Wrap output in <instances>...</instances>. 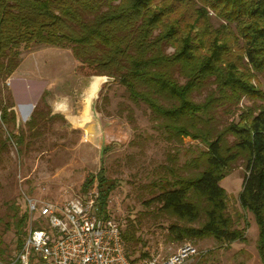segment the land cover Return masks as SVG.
I'll use <instances>...</instances> for the list:
<instances>
[{
  "label": "trees",
  "instance_id": "trees-1",
  "mask_svg": "<svg viewBox=\"0 0 264 264\" xmlns=\"http://www.w3.org/2000/svg\"><path fill=\"white\" fill-rule=\"evenodd\" d=\"M209 11L223 22L221 29L212 27ZM42 47L72 50L82 74L116 79L133 103L148 107L170 137H191L207 145L190 162L196 165L195 176H175L151 200L161 212L200 224L172 225L173 241L212 236L230 245L245 239V230L235 228L221 185L232 162L244 154L247 175L240 203L259 226L264 264V107L233 111L244 98L264 102V85L253 84L255 74L264 75V0H0V120L7 127L18 122L10 98L9 105L5 101L8 81L25 56ZM205 92L204 102L194 100ZM221 109L228 118L239 119L218 126ZM43 117L33 116L30 127ZM15 137L18 145L24 144L21 136ZM105 173L103 169L88 183H108ZM112 189L100 190L102 213ZM28 213L18 222L21 232ZM40 220L41 229L45 222ZM121 229L127 252L140 244L136 232ZM26 241L20 239L19 252ZM17 260L13 264H21ZM4 261L0 245V264ZM31 264L43 263L31 257Z\"/></svg>",
  "mask_w": 264,
  "mask_h": 264
},
{
  "label": "rangeland",
  "instance_id": "rangeland-1",
  "mask_svg": "<svg viewBox=\"0 0 264 264\" xmlns=\"http://www.w3.org/2000/svg\"><path fill=\"white\" fill-rule=\"evenodd\" d=\"M209 19L214 29L223 24L213 11H209ZM58 49L40 51L25 62L30 70L38 63L46 65L44 71L48 73L50 70L62 74L58 88L41 103L44 117L36 119L39 122L36 127L31 128V121L24 117L16 127L15 124L7 127L0 120V245L5 252L4 264H13L18 257L20 239L26 240L32 228L40 229L38 213L30 214L22 232L18 228L23 214L28 213L29 200L63 206L79 197L93 196L99 200L100 190L112 187L104 214L124 230L129 227V234L136 232L141 240L128 251L132 260L144 254L172 255L184 243L171 239L170 227L198 228L200 224H189L173 214L161 212L160 205L151 200L161 193L160 185L174 182L175 176H195L196 165L190 162L207 151V145L191 137H170L160 122L153 119L148 107L133 103L116 79L102 86L93 101L90 121H83L79 128L84 116L81 117V101L87 97V86L94 77L80 72V63L72 50ZM255 75L253 84L263 88L264 75ZM7 89L5 101L9 105ZM206 96L208 92L197 95L194 100L204 102ZM56 103H67L68 111L63 114L55 110ZM263 107V100L244 98L239 109L233 111H258ZM228 119L235 121L239 117L228 118L221 109L217 125L226 126ZM15 135L21 136L24 144L18 145ZM243 155L232 162L221 185L235 228L245 230V239L230 245L219 244L212 236L187 241L198 252L188 264H262L258 251L259 226L253 213L245 212L240 203L247 175V158ZM103 169L108 183L99 185L97 180L88 183ZM87 183L90 188L86 190Z\"/></svg>",
  "mask_w": 264,
  "mask_h": 264
},
{
  "label": "built area",
  "instance_id": "built-area-1",
  "mask_svg": "<svg viewBox=\"0 0 264 264\" xmlns=\"http://www.w3.org/2000/svg\"><path fill=\"white\" fill-rule=\"evenodd\" d=\"M98 201L79 197L59 206L29 200V213L40 214L46 227L30 230L17 261L31 264L35 257L43 264H188L198 255L196 246L187 242L167 257L158 253L131 260L121 225L100 211Z\"/></svg>",
  "mask_w": 264,
  "mask_h": 264
},
{
  "label": "crops",
  "instance_id": "crops-1",
  "mask_svg": "<svg viewBox=\"0 0 264 264\" xmlns=\"http://www.w3.org/2000/svg\"><path fill=\"white\" fill-rule=\"evenodd\" d=\"M54 50L57 51L59 49L55 47H42L28 53L25 56L20 68L8 81L7 87L9 91L10 102L13 106L11 110H13L16 113L18 124H20V122L24 118L25 120H29L30 122L33 118L32 116L33 115L35 116V114L38 111H40L41 113L44 112V110H40L41 103H43V101L46 102V96L49 95V93L54 92V90L58 88L60 84L58 83L59 76L62 75L50 70H48L50 72L48 73L46 72V70L44 71V68H46L47 66L38 63H36V66L32 70H30L28 69V67L25 66L26 65L25 62L31 59L40 51H54ZM95 80L96 79L94 78L91 82H89V86H87L88 89L85 93L87 97H85L81 101L82 102L81 117L82 115L84 116L80 120L82 121L84 120L85 122L86 120L88 122L90 121L89 119L90 112L92 111L91 110L92 107L90 106H93L92 101H94V99L97 97V94L95 96L93 94V87L95 84ZM65 104L56 103L55 105H57V108H55V110L63 111L62 113L64 114L69 109L68 104L67 105ZM81 125L82 122L79 121L78 127L81 128Z\"/></svg>",
  "mask_w": 264,
  "mask_h": 264
},
{
  "label": "water",
  "instance_id": "water-1",
  "mask_svg": "<svg viewBox=\"0 0 264 264\" xmlns=\"http://www.w3.org/2000/svg\"><path fill=\"white\" fill-rule=\"evenodd\" d=\"M94 78L96 79L95 82H96L98 79L101 80V84H100L99 91H100V89L102 88V86H105V85H107V84H110V83L115 82V79L110 78V77H94ZM99 91L97 92V96H98V94H99Z\"/></svg>",
  "mask_w": 264,
  "mask_h": 264
},
{
  "label": "bare ground",
  "instance_id": "bare-ground-1",
  "mask_svg": "<svg viewBox=\"0 0 264 264\" xmlns=\"http://www.w3.org/2000/svg\"><path fill=\"white\" fill-rule=\"evenodd\" d=\"M100 84H101V80L100 79H98L96 82H95V84H94V87H93V94H94V96L97 94V92L99 91V88H100ZM91 88V87H90ZM90 90V89H89ZM88 90V91H89ZM90 95V94H89ZM93 102V101H92ZM88 107V106H87ZM90 107H92V106H90ZM86 115H87V113H86ZM83 118V117H82ZM82 123H83V121L82 120H80ZM87 121V120H86ZM82 126V125H81Z\"/></svg>",
  "mask_w": 264,
  "mask_h": 264
}]
</instances>
